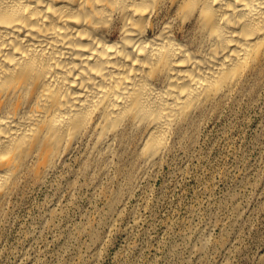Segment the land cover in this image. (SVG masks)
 I'll list each match as a JSON object with an SVG mask.
<instances>
[{
  "label": "bare ground",
  "instance_id": "obj_1",
  "mask_svg": "<svg viewBox=\"0 0 264 264\" xmlns=\"http://www.w3.org/2000/svg\"><path fill=\"white\" fill-rule=\"evenodd\" d=\"M259 80L264 0H0V218L77 152L148 174Z\"/></svg>",
  "mask_w": 264,
  "mask_h": 264
},
{
  "label": "rangeland",
  "instance_id": "obj_2",
  "mask_svg": "<svg viewBox=\"0 0 264 264\" xmlns=\"http://www.w3.org/2000/svg\"><path fill=\"white\" fill-rule=\"evenodd\" d=\"M79 154L13 197L0 264H264V80L148 174L130 151L105 174Z\"/></svg>",
  "mask_w": 264,
  "mask_h": 264
}]
</instances>
